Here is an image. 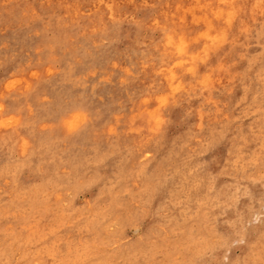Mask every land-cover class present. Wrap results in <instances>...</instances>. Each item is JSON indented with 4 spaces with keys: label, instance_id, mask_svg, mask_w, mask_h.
Returning a JSON list of instances; mask_svg holds the SVG:
<instances>
[{
    "label": "rangeland",
    "instance_id": "rangeland-1",
    "mask_svg": "<svg viewBox=\"0 0 264 264\" xmlns=\"http://www.w3.org/2000/svg\"><path fill=\"white\" fill-rule=\"evenodd\" d=\"M0 264H264V0H0Z\"/></svg>",
    "mask_w": 264,
    "mask_h": 264
}]
</instances>
